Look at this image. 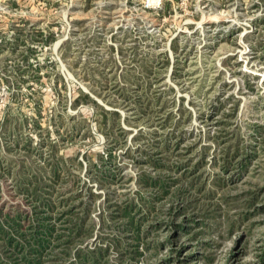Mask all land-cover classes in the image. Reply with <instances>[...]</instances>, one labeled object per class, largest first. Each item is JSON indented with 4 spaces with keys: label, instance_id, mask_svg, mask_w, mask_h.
Listing matches in <instances>:
<instances>
[{
    "label": "rangeland",
    "instance_id": "1",
    "mask_svg": "<svg viewBox=\"0 0 264 264\" xmlns=\"http://www.w3.org/2000/svg\"><path fill=\"white\" fill-rule=\"evenodd\" d=\"M0 144L42 264H264V0H0Z\"/></svg>",
    "mask_w": 264,
    "mask_h": 264
},
{
    "label": "trees",
    "instance_id": "2",
    "mask_svg": "<svg viewBox=\"0 0 264 264\" xmlns=\"http://www.w3.org/2000/svg\"><path fill=\"white\" fill-rule=\"evenodd\" d=\"M11 118H4L2 120V131L3 133L10 131ZM2 145L0 144V175L11 176L16 189H21L26 192L31 190L35 202H39V205H34L32 215L30 218L23 216L19 211H4L5 204L3 205L0 201V264H14L18 262L17 259L11 261L7 259V253L14 252L19 254L22 258V263L26 264H42L43 251L50 245L51 237L54 235L56 226L52 221V213L56 204L51 197V193L54 192V188L51 187L52 191L43 189L44 194H40V188L44 187V179L40 175V169L35 172H30V167L26 162L21 161L19 165L17 161L11 156H4L2 153ZM18 165V168H17ZM58 165L55 164L51 167L49 174L51 178L58 180L60 174L57 170ZM1 189V183H0ZM123 215H129L127 212H123ZM24 217V218H23ZM73 220V219H72ZM77 224V223H76ZM77 229L75 234L79 236L87 233V228H83L80 231ZM71 233L75 228L73 225L67 227ZM138 229V226L136 227ZM70 236V234H69ZM84 260L91 255L87 252L83 253ZM12 262V263H11ZM97 264V261H94Z\"/></svg>",
    "mask_w": 264,
    "mask_h": 264
},
{
    "label": "built area",
    "instance_id": "3",
    "mask_svg": "<svg viewBox=\"0 0 264 264\" xmlns=\"http://www.w3.org/2000/svg\"><path fill=\"white\" fill-rule=\"evenodd\" d=\"M156 2H161L162 0H155Z\"/></svg>",
    "mask_w": 264,
    "mask_h": 264
}]
</instances>
